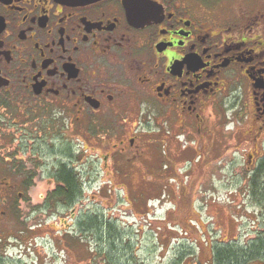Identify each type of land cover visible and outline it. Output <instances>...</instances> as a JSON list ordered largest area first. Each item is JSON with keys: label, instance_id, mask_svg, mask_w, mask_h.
I'll list each match as a JSON object with an SVG mask.
<instances>
[{"label": "flooded vegetation", "instance_id": "obj_1", "mask_svg": "<svg viewBox=\"0 0 264 264\" xmlns=\"http://www.w3.org/2000/svg\"><path fill=\"white\" fill-rule=\"evenodd\" d=\"M88 139L142 196L207 157L261 174L264 0H0V238L34 177L56 182L47 200L56 176L77 178Z\"/></svg>", "mask_w": 264, "mask_h": 264}, {"label": "rangeland", "instance_id": "obj_2", "mask_svg": "<svg viewBox=\"0 0 264 264\" xmlns=\"http://www.w3.org/2000/svg\"><path fill=\"white\" fill-rule=\"evenodd\" d=\"M244 104L249 105L247 94ZM70 138L74 153L80 141L72 133ZM27 144L20 157L26 168H34L40 154ZM85 144V154H73L79 197L70 206L48 202L56 182L52 176L34 177L21 218L2 226L0 264H259L256 244L264 238V210L251 191V177L241 172L242 161L207 157L188 163L190 171L181 164L176 175H168L171 187L142 196L143 191H125L122 181L104 176L95 143ZM92 222L105 227L103 240L88 227ZM224 250L232 259H220Z\"/></svg>", "mask_w": 264, "mask_h": 264}, {"label": "trees", "instance_id": "obj_3", "mask_svg": "<svg viewBox=\"0 0 264 264\" xmlns=\"http://www.w3.org/2000/svg\"><path fill=\"white\" fill-rule=\"evenodd\" d=\"M260 180H262L263 182L262 186L260 185ZM56 181L57 183H60L62 187L57 188V190L50 195V198L48 200H50V202L61 205H72L81 194V189L77 184V178L72 171H66L64 173H61L59 176H56ZM250 182L252 186L251 191L256 195L255 197L258 199L259 204L264 210V164L261 174L251 177ZM99 226L101 227V225H98L97 222H92L88 225L90 229L95 230L98 239L103 240L102 232L104 231L105 227L102 225V227L100 228ZM108 244L111 249L110 252L113 254L115 252V240L110 238ZM256 254L261 258L259 260V264H264V238L262 240H259V242L256 244ZM230 255L231 253H227L226 250H224V252H218V256H220V259H226L227 257H230L232 259ZM108 260H110L109 257ZM231 264H233V262Z\"/></svg>", "mask_w": 264, "mask_h": 264}]
</instances>
